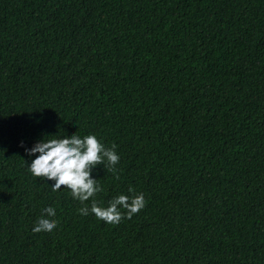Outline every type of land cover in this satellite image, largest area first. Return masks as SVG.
Masks as SVG:
<instances>
[{"label": "trees", "instance_id": "16d2710c", "mask_svg": "<svg viewBox=\"0 0 264 264\" xmlns=\"http://www.w3.org/2000/svg\"><path fill=\"white\" fill-rule=\"evenodd\" d=\"M89 134L88 201L29 171ZM0 264H264V0H0Z\"/></svg>", "mask_w": 264, "mask_h": 264}, {"label": "clouds", "instance_id": "9594fccd", "mask_svg": "<svg viewBox=\"0 0 264 264\" xmlns=\"http://www.w3.org/2000/svg\"><path fill=\"white\" fill-rule=\"evenodd\" d=\"M116 145L105 148L95 135H86L83 138L77 135L63 138L45 140L44 138L36 142L33 147L26 149L28 156L35 158L28 165L29 171L35 177L53 180L55 183L51 187L53 191H58L66 187L71 191L74 199H78L82 204L94 197L102 189L97 185L96 180L89 177L92 167L96 164L107 161L111 170L119 162V156L115 152ZM118 179V177H117ZM134 190L130 187L129 192ZM118 206L127 210L126 218L138 213L145 207L143 193L133 197L119 195L110 201L107 207L98 206L95 200L92 201L90 209L83 207L79 209L81 215H88L89 211L96 218L109 224H119L125 214ZM48 216H55V209L48 207L44 209ZM56 227L55 220L41 218L32 229L33 232H51Z\"/></svg>", "mask_w": 264, "mask_h": 264}]
</instances>
